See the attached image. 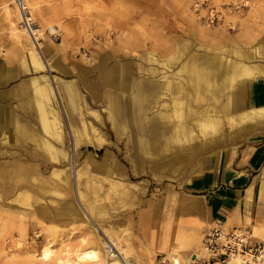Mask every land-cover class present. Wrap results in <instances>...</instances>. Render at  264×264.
<instances>
[{
	"label": "rangeland",
	"instance_id": "1",
	"mask_svg": "<svg viewBox=\"0 0 264 264\" xmlns=\"http://www.w3.org/2000/svg\"><path fill=\"white\" fill-rule=\"evenodd\" d=\"M196 1L27 0L36 28L42 30L36 42L20 28L12 0H0V264H88L77 261L74 252L95 248L97 238L111 239L130 264H150L152 259L160 264L194 231L196 244L180 251L193 255L199 249L213 222L190 189L207 181L222 155L264 142V119L251 126H223L219 135L206 140L185 143L175 136L156 143L157 130L179 119L172 101L165 110L170 117L161 118L153 100L163 75L179 81L192 74L182 68L188 59L200 65L221 54L264 64V0H207L194 14ZM181 45L186 46L182 56ZM247 51L248 59L241 55ZM32 53L51 68L35 65ZM106 54L138 67L130 113L123 101L106 99ZM255 74L259 76L237 78L223 91L225 97L244 83L264 79ZM67 83L78 94L76 106L62 88ZM47 84L53 92L50 101H42L37 91ZM188 90L194 93L191 85ZM113 93L126 96L115 88ZM180 98L194 107L204 104ZM114 104L121 105L123 118L112 110ZM83 125L86 140L79 135ZM136 137L155 147L150 152L135 145ZM42 139L51 146L43 152L38 146ZM262 169L253 199L256 213L237 226L257 239L264 238L258 232L264 231ZM92 229L99 230L97 237ZM46 248L52 252L45 261L41 254ZM105 250V261L116 259Z\"/></svg>",
	"mask_w": 264,
	"mask_h": 264
},
{
	"label": "bare ground",
	"instance_id": "2",
	"mask_svg": "<svg viewBox=\"0 0 264 264\" xmlns=\"http://www.w3.org/2000/svg\"><path fill=\"white\" fill-rule=\"evenodd\" d=\"M8 16H10V15H8ZM13 31H14V36H15L16 40H20L22 38V36L18 33V30L16 28H12V32ZM40 31H42V30L39 29V27H38V29H36V33L40 32ZM127 33H126V35H127ZM35 41H36V39H35ZM185 50H186V46L181 45V47H180L181 56L185 53ZM248 53H250V52H248V51L245 53L243 52V53H241V55L244 56V58L248 59L249 58ZM31 55L35 57L33 59H34L35 65H37L38 67H41V68L44 67V69H46V70L51 68L50 64H48V63L45 64L44 61L40 62L37 54L32 53ZM252 55H253V53H252ZM189 58H191V57H189ZM204 58H206V57L203 56V59ZM187 59H188V57H187ZM204 60H203V62H204ZM200 63H202V62H200ZM182 68H188L189 70L191 69V73L193 74V77H190V75H192V74H190L189 77H188V75L186 76L188 78L185 77L186 80L174 81V79H172V77L170 75H163L162 76L163 80H162L161 84L158 86L159 91L157 92V98L153 100L154 104L155 105L158 104V108L162 110L160 113L161 118H169L170 117V115H167L168 112H165V110L168 108L167 107L168 106L167 101L168 100L172 101L171 104L174 105L175 118L179 119L177 121L170 122L169 125L160 124L163 126H161L157 130L158 136L156 138V140H157L156 143H160V140H159L160 138H163V139L165 138V140L168 142V141L174 139L175 136L182 137L185 140V143L186 142L189 143V141H192L195 139L197 141V137H203L206 140L207 138H212L214 136L219 135L223 126H229L231 128H233V127L235 128L237 126L243 127L244 125H247V124L250 125L251 122H259L262 119H264V107L253 108L252 106L248 105L247 100L245 99V95H243L244 97L241 98L242 93H243L241 86L235 93V95H237V101L235 100V95L233 96V100H232V95H230L228 93V94H226V97H225V92H223V91H227V90L229 91L231 89V87L233 86V82H235L237 80V78H239L241 76H246V75H250V74L254 73V77H255V76H259L255 73L264 74V64H261V63L252 64L249 62L248 63H246V62L242 63L240 61L233 59L232 57L221 55V54H216V55H211V56L207 57L206 62H204L203 64H200V65L195 64L190 59H188L186 62H184V64H182ZM188 69H187V71L189 72ZM188 85H191V87L193 88V92H194L193 94H191L190 91L188 90ZM258 89H259V87L257 88V90ZM37 92L39 93V95L41 97L40 99H42V101L43 100L44 101H47V100L50 101L49 93L51 95L53 90L50 87V85L47 84L44 88L39 89ZM206 92H207V94H206ZM180 97L187 98V100L189 99L194 103L204 102V104L198 105L197 107H194L192 105V103L189 104L186 101L185 102L180 101V99H181ZM224 97L226 98L225 101L223 100ZM230 100H232V104H231ZM159 102L160 103L162 102V104H160ZM138 107H140V104ZM176 107H177V109H175ZM1 112H2V110H0V113ZM178 113H179V115H178ZM51 114L57 120L56 113L53 110H51ZM96 117H97V114H96ZM187 119L189 121H187ZM4 122H5V120H4ZM51 122H53V121H51ZM0 124H3V123H1V120H0ZM17 126L19 128H22V125L20 126L18 123H17ZM58 127H59V123H58ZM248 128H250V127H248ZM22 129L24 130V128H22ZM58 130L59 129L56 128L57 137H59L58 136L59 135ZM231 130H229V131L231 132ZM233 131L234 130H232V132ZM238 132H240V131H238ZM244 133H245V131H244ZM79 135L81 136V138H84L85 136L87 137L86 128L84 125H83V129L81 131H79ZM239 136H241V134ZM230 138H232V137H230ZM40 139H41V137H40ZM220 139H221V137H220ZM91 140L92 139H89V141H91ZM176 140H178L179 144L182 142V140L180 138L179 139L177 138ZM180 140H181V142H180ZM199 140L200 139H198V141ZM149 142H148V145L146 146L145 143H143V140L141 138L136 137L134 144L139 146V147L140 146H144V147L146 146L147 151L151 152V149L154 148L155 146ZM76 144H77V140H75L74 146H76ZM166 145L167 144H165V146ZM38 146L37 147L39 149H41L42 152L47 150V149H50L49 144H47L43 139L40 140V142L38 143ZM208 147H209V144H208ZM170 165H173V164H170ZM182 165H183V163H182ZM168 168H170V167H168ZM174 169L177 170V168H174ZM168 170H170V169H168ZM176 172L177 171H175V173ZM178 172H179V169H178ZM173 174L171 173V177L174 176ZM77 188H78V183H77ZM75 197H77V200L81 199L82 193L80 192V190L77 189V191H75ZM97 231H99V230L95 229V231L93 232V229H92V232L95 235H96ZM97 235H96V237H97ZM110 240L100 241V239L97 238V244H96L95 248L76 250L74 253L76 255L77 261L85 262L88 264H130V262L126 258V253H124L123 250H120V248L118 246H116L114 244V242H112ZM105 248H109V253H110V254L108 253L109 256L115 257L116 259L105 261L103 258V254L105 253L104 251H106ZM190 248H192L191 244L186 246L185 250L190 249ZM112 250H115L116 253L112 252ZM180 250L181 249H179V251ZM179 251L177 252V251L170 250L167 253L166 258L162 259L159 263L160 264H187L189 262L192 254L186 255V254H183L181 251L180 252ZM51 252L52 251L50 248L44 249L42 254H41V257L43 258V260L45 259V261H46L50 257ZM150 264H156L154 259L151 260Z\"/></svg>",
	"mask_w": 264,
	"mask_h": 264
},
{
	"label": "crops",
	"instance_id": "3",
	"mask_svg": "<svg viewBox=\"0 0 264 264\" xmlns=\"http://www.w3.org/2000/svg\"><path fill=\"white\" fill-rule=\"evenodd\" d=\"M112 60L114 62L109 65ZM139 80L138 67L133 66L125 58L119 60L106 54V99L109 98L111 101V97H113L115 103L123 101L124 108L130 113L132 108L130 97ZM240 86L244 87L245 99L249 106L253 108L264 107V79H253ZM62 88L68 94L73 105L76 106L78 94L73 85L67 83ZM114 88L126 96L115 95L113 93ZM233 96L234 92H232V100ZM120 107L121 105L118 107L114 104L112 110L115 114L118 112V117L123 118L126 114ZM52 134L54 135V133ZM262 167H264V142H259L257 145H246L237 150L235 154L222 155L217 161L215 172L209 175L207 181L190 189L192 196L200 199L201 205L203 204L205 207L211 222L223 221L227 230L237 228L249 218L247 214L256 213L257 202L253 203V199L256 190L259 191L260 178L258 174ZM39 190L41 193L44 192L41 187ZM192 210L194 211L195 208ZM258 232L264 234V231ZM256 234L258 233L256 232ZM254 240L258 239L254 237ZM194 241H197L195 231L182 240L179 249H186L189 244L193 247L196 244ZM169 249L175 248L170 246Z\"/></svg>",
	"mask_w": 264,
	"mask_h": 264
},
{
	"label": "built area",
	"instance_id": "4",
	"mask_svg": "<svg viewBox=\"0 0 264 264\" xmlns=\"http://www.w3.org/2000/svg\"><path fill=\"white\" fill-rule=\"evenodd\" d=\"M207 0H197L192 11L197 14ZM19 15L20 28L36 39V25L27 0H12ZM187 264H264V238L254 240L253 234L243 228L226 230L221 221H214Z\"/></svg>",
	"mask_w": 264,
	"mask_h": 264
}]
</instances>
